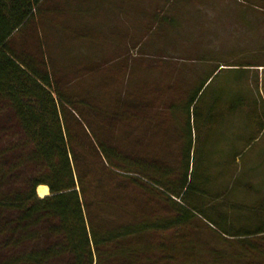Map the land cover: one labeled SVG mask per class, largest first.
I'll list each match as a JSON object with an SVG mask.
<instances>
[{
	"label": "trees",
	"instance_id": "1",
	"mask_svg": "<svg viewBox=\"0 0 264 264\" xmlns=\"http://www.w3.org/2000/svg\"><path fill=\"white\" fill-rule=\"evenodd\" d=\"M41 1L0 0V105L23 136L0 147V264H264V206L255 224H230L215 212L218 167L196 160L203 88L167 107L185 118L182 144L156 146L154 96L132 82L77 98L44 57L6 54ZM198 221L210 244L194 236Z\"/></svg>",
	"mask_w": 264,
	"mask_h": 264
},
{
	"label": "crops",
	"instance_id": "2",
	"mask_svg": "<svg viewBox=\"0 0 264 264\" xmlns=\"http://www.w3.org/2000/svg\"><path fill=\"white\" fill-rule=\"evenodd\" d=\"M135 3L131 0H42L23 26L7 38L10 51L6 54L44 57L60 82L76 81L77 98L123 95L132 83L137 94L153 95L160 113L155 117L153 144L156 146L182 144L180 136L184 135L181 128L185 127V118L168 111L167 107L187 104L189 96L199 87L204 92L199 111V123L204 128L210 125L211 118L225 124L228 116L234 115L252 121L253 135L264 129V0L178 3L176 17H173L175 12L171 17H161L156 39H201L204 45L201 49L195 48L197 66L180 70L176 75L173 67L162 69L165 73H160L158 78L156 74L154 85L141 83L135 75L128 76L132 64L119 58L110 72L121 68L124 74L120 80L115 76L111 79L99 76L104 70L100 67L108 64L105 56H124L131 34L134 33L135 39H142L147 33V24L137 20L146 16L142 11L144 6L140 1ZM152 9L153 19L159 17L161 7ZM137 67L133 64L136 72ZM225 71L228 73L224 76ZM193 107L194 104L192 110ZM246 128L242 135L249 130ZM126 129L131 130L132 125L127 124ZM139 129L146 128L139 125Z\"/></svg>",
	"mask_w": 264,
	"mask_h": 264
},
{
	"label": "rangeland",
	"instance_id": "3",
	"mask_svg": "<svg viewBox=\"0 0 264 264\" xmlns=\"http://www.w3.org/2000/svg\"><path fill=\"white\" fill-rule=\"evenodd\" d=\"M131 1L134 3L136 1L142 2L144 6L142 11L146 16L137 20H143L147 24V33L142 39H135L134 33H132L129 49L124 56H105L104 61L108 64L100 67L104 70L99 73V76H107L110 79L115 76L118 78L117 80H120L124 74L121 68L117 72H110L114 63H118L119 59L121 62L122 60L123 62H131L132 68L128 76L131 74L134 77L135 75V79L140 78L141 83L145 84L146 82L149 85H151L150 83L154 85L156 74L158 78L160 73H165V71L162 72V69L173 67L174 75H176L180 70L197 66V59L194 54L196 53L195 48L201 49L204 45L201 39L192 41L156 39V29L160 28L161 17H171V13L177 9L175 6L184 0ZM154 6L161 7V14L153 19L151 10L153 11L152 7ZM173 17H176V12ZM156 45L158 48L155 47ZM133 64L138 66V73L134 70ZM227 73L225 71L222 75L225 76ZM173 77L175 78V76ZM218 121L216 118H211L210 125L206 128L198 124L197 140H194L195 143L197 141L198 146L196 160L199 161L200 159L201 161L203 158H207L206 163L218 167V170L212 171L214 181L211 192L219 196V201L215 202L218 206V210L215 212L220 211L228 214L231 219L230 224L237 228L253 222L255 224L256 216L264 206V129L257 135H253L255 130L251 127L252 121L241 120L234 115H229L225 124ZM247 126L249 130L242 135V131L247 130ZM21 138H23L22 132L11 118V112L6 108L2 109L0 105V147L16 145L18 141H21ZM237 154L240 156L237 157ZM220 190L222 191L216 194ZM210 212L214 214L213 211L210 210ZM195 224L194 236L196 234L203 245L205 243L210 244L212 237L207 232L204 223L198 221Z\"/></svg>",
	"mask_w": 264,
	"mask_h": 264
},
{
	"label": "bare ground",
	"instance_id": "4",
	"mask_svg": "<svg viewBox=\"0 0 264 264\" xmlns=\"http://www.w3.org/2000/svg\"><path fill=\"white\" fill-rule=\"evenodd\" d=\"M37 194L40 198H45L50 195L49 188L47 186H41L37 189Z\"/></svg>",
	"mask_w": 264,
	"mask_h": 264
}]
</instances>
